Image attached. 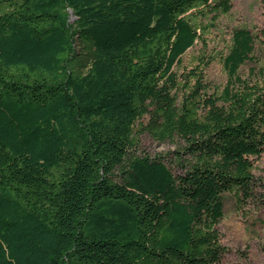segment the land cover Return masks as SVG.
<instances>
[{
    "label": "trees",
    "instance_id": "1",
    "mask_svg": "<svg viewBox=\"0 0 264 264\" xmlns=\"http://www.w3.org/2000/svg\"><path fill=\"white\" fill-rule=\"evenodd\" d=\"M229 0H0V264H222L225 194L254 198L264 56L222 89L173 71ZM214 19V18H212ZM193 82V84H191ZM178 145L173 172L139 135Z\"/></svg>",
    "mask_w": 264,
    "mask_h": 264
},
{
    "label": "rangeland",
    "instance_id": "2",
    "mask_svg": "<svg viewBox=\"0 0 264 264\" xmlns=\"http://www.w3.org/2000/svg\"><path fill=\"white\" fill-rule=\"evenodd\" d=\"M229 2V13L210 15L208 31L183 55L181 64L174 67L180 87L173 93L179 98L186 94V80L193 69L202 72L206 93L212 94L223 88L227 77L222 59L237 29H247L255 38L254 62L243 67L241 74L247 76L254 64H261L264 56V0ZM138 147L139 154L160 157L174 173L177 172L174 153L178 145L159 143L147 133H141ZM252 163L256 185L254 198L238 201L232 194L223 196V217L217 227L221 245L225 249L222 264H264V152Z\"/></svg>",
    "mask_w": 264,
    "mask_h": 264
}]
</instances>
